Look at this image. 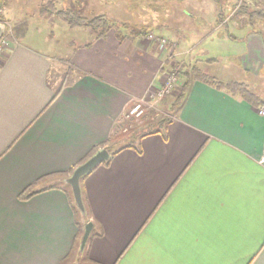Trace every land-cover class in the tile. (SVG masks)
I'll return each mask as SVG.
<instances>
[{"label": "crops", "instance_id": "1", "mask_svg": "<svg viewBox=\"0 0 264 264\" xmlns=\"http://www.w3.org/2000/svg\"><path fill=\"white\" fill-rule=\"evenodd\" d=\"M156 3L159 30L146 33L166 37L172 51L146 35L120 30L118 39L115 29L59 50L44 28L50 16L37 7V17H20L0 57V264H264V113L225 87L240 83L264 100V83L252 82L264 67V29L221 31L215 0ZM228 44L238 62L219 67L210 54ZM57 57L73 75L53 98ZM180 59L188 82L171 119L125 140L123 115ZM102 148L108 163L80 180L93 224L80 251L81 217L61 175ZM34 184L38 192L22 199Z\"/></svg>", "mask_w": 264, "mask_h": 264}, {"label": "rangeland", "instance_id": "2", "mask_svg": "<svg viewBox=\"0 0 264 264\" xmlns=\"http://www.w3.org/2000/svg\"><path fill=\"white\" fill-rule=\"evenodd\" d=\"M3 0H0L2 2ZM42 0H19L20 6L23 7L21 12H16L17 2L15 0H4L2 9L0 10V14L3 18V23H5V32L3 34L4 37L10 39L11 34L14 33L16 27L18 26L21 20L20 17L24 18L29 17H37V7H39V3ZM55 6L57 9L62 8H70L73 9L76 14L80 16L86 17H94L97 15L103 14V17L106 19L107 23L114 24V28H119V30L123 31L124 34H136L138 32H149V31H157L159 30L157 24L155 23V18H151L152 16L158 13L159 5H157V0H54ZM65 1V5L62 3ZM216 6L222 12L223 23L221 24V31H226L227 28H237V27H250L249 29H264V21L261 19L264 17V12L262 7H264V1L260 0H215ZM244 5V6H241ZM244 11V12H243ZM256 12L261 15L252 13L248 14L247 12ZM160 14L162 17L164 16L163 11L161 10ZM263 16V17H261ZM38 19V18H35ZM264 19V18H263ZM45 31H48L50 34L48 37L55 42V49L61 50L62 47H65L66 42L70 40V45L73 47L83 46L86 40L90 39L89 37L94 36L91 32H86L82 28L74 29L76 32H70L61 20L57 18H51L45 20ZM159 22H162L159 20ZM222 22V21H221ZM187 23V22H186ZM196 25L203 24L202 21L196 20ZM35 24V31H40L43 27L42 22L36 20L32 23V26ZM37 24V25H36ZM20 25V24H19ZM180 24L178 23V27L186 28L189 24ZM253 27V28H252ZM73 31V30H71ZM158 32V31H157ZM71 33V34H70ZM76 33V34H75ZM152 33V32H150ZM74 34V35H73ZM153 35H157L152 33ZM164 37V36H163ZM166 38V37H164ZM148 42L154 44L153 41L146 38ZM167 43L165 44L164 50L172 51L174 49V45L169 42L166 38ZM155 45V44H154ZM69 46V45H68ZM156 46V45H155ZM204 44L202 45V47ZM157 47V46H156ZM235 47L230 46L229 44L225 47L217 46L211 52L210 57H218V61H220V66H230L231 62H238V57L235 55ZM58 52V50H56ZM60 56V54H57ZM56 55V56H57ZM62 55V54H61ZM58 58V59H57ZM53 60L52 69L49 75L51 81H55L58 76V73H70L72 65L69 59H64L63 57H57ZM61 58V59H60ZM237 64V63H235ZM184 60H176L175 63H172L166 71H168L169 76L172 75L174 77V82L171 90L169 92H157L155 96H152L147 93L143 97H141L140 101L138 99V103L140 106L137 107L135 112L131 113L128 118L122 117L121 123L124 124V130H121V135L124 136V139L127 140L134 132V127L136 126L139 130L142 129L143 125L152 124L158 119H171L173 115L174 105L177 101L178 95L182 93L181 87L182 83L186 81V76L184 75ZM218 66V64H217ZM230 69V68H229ZM165 71V73H167ZM262 73L254 74L252 76V82L260 85L262 82L264 83V67L260 70ZM247 73V72H245ZM61 75V77H62ZM73 75V74H72ZM60 77V78H61ZM164 79H166L164 77ZM163 79V80H164ZM59 81V80H58ZM165 81V80H164ZM159 91L163 88L161 85L159 86ZM156 92V91H155ZM134 104V103H133ZM134 105H132L128 110H130ZM127 113V112H126ZM125 115V114H124ZM123 115V116H124ZM145 123L143 125H139V123ZM144 126V127H145ZM131 134V135H130ZM120 136V135H119ZM135 135H132V138ZM131 138V139H132ZM134 143H136L134 141ZM69 189V188H68ZM79 264V263H77Z\"/></svg>", "mask_w": 264, "mask_h": 264}, {"label": "trees", "instance_id": "3", "mask_svg": "<svg viewBox=\"0 0 264 264\" xmlns=\"http://www.w3.org/2000/svg\"><path fill=\"white\" fill-rule=\"evenodd\" d=\"M260 1H264V0H260ZM244 6V5H241ZM39 12L42 14H45L46 17L50 16L51 18H57L59 20H61L64 24H66V26L70 29H76V28H82L84 29L86 32H91L94 36V38H103L106 36L107 32L110 29H115V35L118 39H121L122 36H120V30L119 28H114V24H109L107 23L106 19L103 17V14L101 15H97L94 17H86V16H80L78 14H76L77 12H75L73 9L70 8H62V9H57L55 6V1L54 0H45L44 2H41L38 8ZM244 12V11H243ZM248 14H258L261 15L260 13H256V12H247ZM263 17V16H261ZM264 18V17H263ZM3 21L2 15L0 14V22ZM145 36L147 35L146 32H138L136 34H133L132 36ZM6 38V37H5ZM12 38V37H11ZM8 39V38H7ZM91 42L85 44L84 46H90ZM72 73H73V67L70 70V73H63L62 77L59 80L58 85L56 86V88L54 89V94H53V98H55L60 91L68 84L72 83ZM186 72L184 73V75L186 76ZM186 81L182 83V93L180 95H178L177 100L182 96L183 94V89L184 86H187V79L188 77L186 76ZM215 82V81H214ZM218 86H222L219 85V83H216ZM225 87L230 91V92H235L240 94V96L244 99H246L249 102H252L254 105L256 106H264V100H260L257 98V96L255 94H253L252 92H250L245 86H243L240 83H226ZM169 119H158L155 122H152V124H147V126H145L142 129H135L134 131H138V135H143V134H151V133H156L160 131V127L165 124L166 121H168ZM122 124V123H120ZM122 129L124 128V124L121 125ZM127 146L131 145V142L128 141ZM98 149H93L90 153H88L81 162H79L77 165H79L80 163H82L83 161H85L86 159H88L91 155H93V153H95ZM109 161V159L103 161L101 164H107ZM76 165V166H77ZM74 166L72 168V170L70 171V174L72 173V171L75 169ZM62 179H65L66 177H68V175H61ZM36 185H32L30 187H28L21 195L20 197L22 199H28L30 198L33 194H35L37 191ZM72 194V193H71ZM70 194V200H71V205H72V209L75 212L76 216L78 218L81 217V223L78 222V234L76 236V242H79L80 237L83 233L84 230V225L85 223L88 221L89 217L87 214V211L85 209V216H82L81 212L79 211V209L76 207L73 196Z\"/></svg>", "mask_w": 264, "mask_h": 264}, {"label": "water", "instance_id": "4", "mask_svg": "<svg viewBox=\"0 0 264 264\" xmlns=\"http://www.w3.org/2000/svg\"><path fill=\"white\" fill-rule=\"evenodd\" d=\"M5 23L0 22V38L5 32ZM109 158V151L106 148H102L96 151L88 159L80 163L75 167L70 176L64 179V182L68 184L71 188L72 196L75 202L76 207L81 212L82 216H85V207L82 201L81 189H80V180L86 174H88L93 168L101 164L103 161ZM93 228L91 221H87L84 225L83 233L79 241V250L82 251L84 245L88 239V236Z\"/></svg>", "mask_w": 264, "mask_h": 264}, {"label": "built area", "instance_id": "5", "mask_svg": "<svg viewBox=\"0 0 264 264\" xmlns=\"http://www.w3.org/2000/svg\"><path fill=\"white\" fill-rule=\"evenodd\" d=\"M262 10H263V12H264V7H262ZM146 38H148V39H150L151 41H153L154 42V44L157 46V48L158 49H164V47H165V44L167 43V40H166V38H164L163 36H156V35H153L152 33H148L147 35H146ZM8 45H9V41H8V39L7 38H5L4 36H2L1 38H0V57L2 56V54L8 49ZM167 73H165V75H164V77L166 78V79H164L163 80V82L161 83V87L163 86V88L159 91V89L156 91V92H154V93H150L149 94V96L150 95H152V96H155L156 94H158L157 92H160L159 94H161L162 92L164 93V92H169L170 90H171V88H172V84H173V82H174V77H172V75L171 76H169V73H168V71H166ZM141 99H139V101H140ZM138 100H136L135 102H134V106L130 109V110H128L127 111V113H125V115L123 116V118L124 117H126V118H128L129 116H130V114L131 113H133V112H135V110L137 109V107H139L140 106V103H138L137 102ZM260 113H264V106H262V108L260 109ZM126 128V127H125ZM125 128H123V130L125 129ZM258 162L260 163V164H262V165H264V151L261 153V155L258 157Z\"/></svg>", "mask_w": 264, "mask_h": 264}]
</instances>
